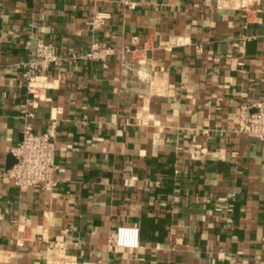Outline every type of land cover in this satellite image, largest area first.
I'll return each instance as SVG.
<instances>
[{"label": "crops", "instance_id": "0c3cea01", "mask_svg": "<svg viewBox=\"0 0 264 264\" xmlns=\"http://www.w3.org/2000/svg\"><path fill=\"white\" fill-rule=\"evenodd\" d=\"M129 1L0 0V264H264V140L241 129L264 0ZM25 124L51 134L52 184L9 175ZM123 224L138 246L109 244Z\"/></svg>", "mask_w": 264, "mask_h": 264}, {"label": "built area", "instance_id": "2783aa9c", "mask_svg": "<svg viewBox=\"0 0 264 264\" xmlns=\"http://www.w3.org/2000/svg\"><path fill=\"white\" fill-rule=\"evenodd\" d=\"M131 5L129 0H123ZM249 0H218L221 4L236 7L247 6ZM137 38V36H134ZM103 49L99 43L94 42L89 51L84 54L86 58L102 57ZM57 60L49 46H40L36 54L24 62V74L29 89L35 92L41 70L45 63ZM255 110L250 112L241 125V129L258 139L264 140V98L253 103ZM21 142L13 148L16 162L9 170V175L21 188L30 186H47L54 182L55 147L51 134L36 132L30 124H25ZM110 245L120 247H136L139 245V227L136 225H119L110 233Z\"/></svg>", "mask_w": 264, "mask_h": 264}]
</instances>
